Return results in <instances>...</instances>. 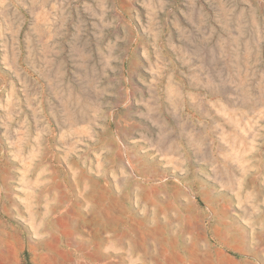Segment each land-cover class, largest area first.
Returning <instances> with one entry per match:
<instances>
[{
    "label": "rangeland",
    "instance_id": "rangeland-1",
    "mask_svg": "<svg viewBox=\"0 0 264 264\" xmlns=\"http://www.w3.org/2000/svg\"><path fill=\"white\" fill-rule=\"evenodd\" d=\"M264 264V0H0V264Z\"/></svg>",
    "mask_w": 264,
    "mask_h": 264
},
{
    "label": "trees",
    "instance_id": "trees-1",
    "mask_svg": "<svg viewBox=\"0 0 264 264\" xmlns=\"http://www.w3.org/2000/svg\"><path fill=\"white\" fill-rule=\"evenodd\" d=\"M28 255H29L28 252L26 250H24L22 253L23 264H29Z\"/></svg>",
    "mask_w": 264,
    "mask_h": 264
}]
</instances>
